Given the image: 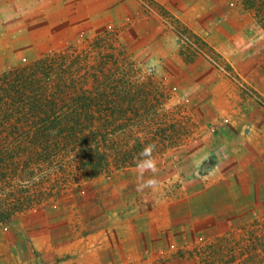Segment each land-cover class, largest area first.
I'll list each match as a JSON object with an SVG mask.
<instances>
[{
	"label": "rangeland",
	"instance_id": "1",
	"mask_svg": "<svg viewBox=\"0 0 264 264\" xmlns=\"http://www.w3.org/2000/svg\"><path fill=\"white\" fill-rule=\"evenodd\" d=\"M6 75L63 119L89 93L76 137L109 159L0 81V264H264V0H0Z\"/></svg>",
	"mask_w": 264,
	"mask_h": 264
},
{
	"label": "trees",
	"instance_id": "2",
	"mask_svg": "<svg viewBox=\"0 0 264 264\" xmlns=\"http://www.w3.org/2000/svg\"><path fill=\"white\" fill-rule=\"evenodd\" d=\"M60 65H56V62L53 64L48 60H44L40 63L35 68L34 72H38L37 75L40 76L42 71V76L47 79V81H51L52 75L54 73L55 77L58 76L59 79H63V83L66 81L67 77V72L62 73L61 69L56 70ZM36 75H33V78H27L25 75H19L14 84L10 85V87L7 84V81H9L8 75L4 76L0 81H5L6 87H8L12 91L10 92L11 96L12 94H20L18 96H14L13 99L14 101L17 99H21L19 103H22L25 98L30 99V96L24 95L22 96L21 93L25 92L28 93L29 89L35 90V95H34V100L31 98L30 101L33 102L31 105H33L32 108H36L41 110L39 114L43 115L42 119L43 121L41 122L39 128H40V134L42 142L46 141V143H58L60 140H68L67 136L69 134L72 135V140H69V145L72 148V152L74 155V159L80 160V166L81 168L83 167L84 171L88 173H92L93 175L97 176L101 173L106 172L108 168V157L107 155H104V153L101 152V150L96 149H80L81 145H87L89 147L92 146L91 139L87 138L84 136V131L81 130L82 134H79V136L76 137L78 130L83 128V124L86 122H91L89 116H90V111H91V104H94L92 98L90 97V94L84 91L83 93L79 94L77 96V99H75L74 104H69V107H73L72 109L69 108L67 112V116L63 119L65 113H66V106H57L55 104H51L50 106H53L55 109H50L48 108L49 106L46 104V101H42V98H49L48 100L51 102L56 101L55 100V95L54 97H49L47 95V91H43V88H41L39 85L38 87L35 86L39 83H41L40 77ZM39 80V81H37ZM24 89V91H20ZM32 90V91H33ZM63 91V90H62ZM31 92V91H30ZM58 94H61L59 91H56ZM63 93V92H62ZM47 95V97L45 96ZM39 97V98H38ZM38 98V99H37ZM37 99V100H35ZM17 103V101H15ZM57 107V108H56ZM48 108V109H47ZM78 149V150H77ZM51 153H55L54 151H51ZM108 154V153H107ZM48 160L49 158L54 157L55 159H58L62 161L58 154H54V156H51L45 152L43 154ZM0 161L5 162L4 158L1 157ZM1 163V162H0ZM47 163L46 165H48Z\"/></svg>",
	"mask_w": 264,
	"mask_h": 264
}]
</instances>
